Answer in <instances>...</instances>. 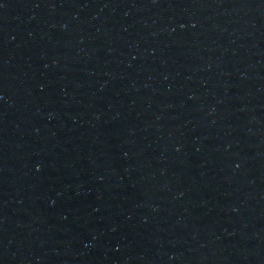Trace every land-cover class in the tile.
<instances>
[{"label": "water", "instance_id": "water-1", "mask_svg": "<svg viewBox=\"0 0 264 264\" xmlns=\"http://www.w3.org/2000/svg\"><path fill=\"white\" fill-rule=\"evenodd\" d=\"M0 264H264V0H0Z\"/></svg>", "mask_w": 264, "mask_h": 264}]
</instances>
